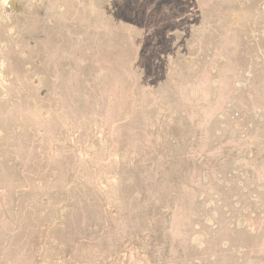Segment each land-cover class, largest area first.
Wrapping results in <instances>:
<instances>
[{"label": "rangeland", "instance_id": "1", "mask_svg": "<svg viewBox=\"0 0 264 264\" xmlns=\"http://www.w3.org/2000/svg\"><path fill=\"white\" fill-rule=\"evenodd\" d=\"M0 264H264V0H0Z\"/></svg>", "mask_w": 264, "mask_h": 264}]
</instances>
